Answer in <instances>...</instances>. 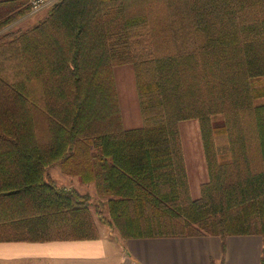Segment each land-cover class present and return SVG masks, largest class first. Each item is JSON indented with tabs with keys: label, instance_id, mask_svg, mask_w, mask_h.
<instances>
[{
	"label": "trees",
	"instance_id": "16d2710c",
	"mask_svg": "<svg viewBox=\"0 0 264 264\" xmlns=\"http://www.w3.org/2000/svg\"><path fill=\"white\" fill-rule=\"evenodd\" d=\"M28 1L1 0L0 28ZM122 64L134 71L138 127L122 123ZM261 77L264 0H56L30 26L6 29L0 241L98 237L88 195L46 178L58 162L107 198L102 222L124 238L216 235L224 249L228 235L256 234L264 264ZM187 119L198 122L207 168L198 198L178 129Z\"/></svg>",
	"mask_w": 264,
	"mask_h": 264
},
{
	"label": "crops",
	"instance_id": "0c3cea01",
	"mask_svg": "<svg viewBox=\"0 0 264 264\" xmlns=\"http://www.w3.org/2000/svg\"><path fill=\"white\" fill-rule=\"evenodd\" d=\"M1 1V0H0ZM259 235L121 239L99 228L95 239L0 241V264H259Z\"/></svg>",
	"mask_w": 264,
	"mask_h": 264
},
{
	"label": "rangeland",
	"instance_id": "374dc122",
	"mask_svg": "<svg viewBox=\"0 0 264 264\" xmlns=\"http://www.w3.org/2000/svg\"><path fill=\"white\" fill-rule=\"evenodd\" d=\"M45 9H47V6L43 7L41 11L39 10L40 12L38 13L34 12L35 14L29 11L5 27L0 28V33L10 27L26 28L30 26L44 13ZM113 75L118 95L120 115L124 127L131 128L140 126L142 120L136 97L135 75L131 64L114 66ZM257 86H264V77L257 79ZM178 129L189 180V194L192 198H198L200 195V186L208 179L199 125L196 119H187L179 122ZM40 133L43 137L45 136V126L42 125L39 127ZM254 145L250 147L249 155L254 163L259 166L257 162L259 160V152L256 150V145ZM46 178L55 182L57 186L74 188L78 193L88 195V209L96 225L98 235L99 228L106 227L121 239H127L120 236L115 227L109 228L103 224L101 218L109 221L107 198L105 196H99L96 193L93 183L80 180L78 175L63 172L58 162L52 163L46 168Z\"/></svg>",
	"mask_w": 264,
	"mask_h": 264
},
{
	"label": "built area",
	"instance_id": "2783aa9c",
	"mask_svg": "<svg viewBox=\"0 0 264 264\" xmlns=\"http://www.w3.org/2000/svg\"><path fill=\"white\" fill-rule=\"evenodd\" d=\"M55 1L56 0H29L30 12H37Z\"/></svg>",
	"mask_w": 264,
	"mask_h": 264
}]
</instances>
